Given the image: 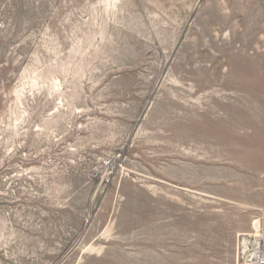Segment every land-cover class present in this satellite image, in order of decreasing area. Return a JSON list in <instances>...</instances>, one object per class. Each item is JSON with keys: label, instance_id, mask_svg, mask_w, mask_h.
Returning a JSON list of instances; mask_svg holds the SVG:
<instances>
[{"label": "rangeland", "instance_id": "obj_1", "mask_svg": "<svg viewBox=\"0 0 264 264\" xmlns=\"http://www.w3.org/2000/svg\"><path fill=\"white\" fill-rule=\"evenodd\" d=\"M264 231V0H0V264H237Z\"/></svg>", "mask_w": 264, "mask_h": 264}, {"label": "built area", "instance_id": "obj_2", "mask_svg": "<svg viewBox=\"0 0 264 264\" xmlns=\"http://www.w3.org/2000/svg\"><path fill=\"white\" fill-rule=\"evenodd\" d=\"M236 258L237 264H264V231L260 226L255 233L239 237Z\"/></svg>", "mask_w": 264, "mask_h": 264}, {"label": "bare ground", "instance_id": "obj_3", "mask_svg": "<svg viewBox=\"0 0 264 264\" xmlns=\"http://www.w3.org/2000/svg\"><path fill=\"white\" fill-rule=\"evenodd\" d=\"M259 226H260V221H256L255 222V227L257 228V230H259Z\"/></svg>", "mask_w": 264, "mask_h": 264}]
</instances>
